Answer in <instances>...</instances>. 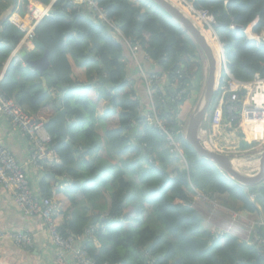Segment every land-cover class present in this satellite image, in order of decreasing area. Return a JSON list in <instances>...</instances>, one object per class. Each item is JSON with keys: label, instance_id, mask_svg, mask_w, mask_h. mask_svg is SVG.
I'll return each instance as SVG.
<instances>
[{"label": "trees", "instance_id": "trees-1", "mask_svg": "<svg viewBox=\"0 0 264 264\" xmlns=\"http://www.w3.org/2000/svg\"><path fill=\"white\" fill-rule=\"evenodd\" d=\"M28 1L0 0V13L10 4L15 5L13 12L23 8V13ZM39 1L48 4L51 0ZM96 1L124 37L138 43L159 65L155 70L168 84L159 89L160 96L167 97L181 73L189 96L178 104L161 106V117L179 143L182 157L170 151L164 136L145 116L143 111L151 110L142 104L132 79L126 76L123 42L96 15L69 0H55L51 14L36 26L35 39L49 51V68L57 76L55 81L42 74L48 80L46 91L40 74L22 67L18 52L11 57L24 33L7 19L0 30V70L6 63L0 93L17 101L35 119L46 121L52 137L47 146L60 159L49 168V176L61 177L58 181L65 190L54 218L60 233L77 235L101 224L94 240L82 244L95 264H264V255L237 237L218 238L202 231L192 204L198 190L211 198L227 196L233 210L254 212L257 208L249 197L255 188L199 157L182 135L184 118H173L175 110L187 115L200 92L204 72L198 46L150 0ZM187 1L214 16L216 34L234 77L250 80L258 73L264 78V46L245 32L252 23L253 32L264 31V0ZM34 48L37 51L27 50L30 59L43 53ZM74 68L82 71L83 80H73ZM140 85L146 92L142 79ZM57 86L63 87L59 93ZM62 108L66 138L53 119ZM209 117L203 133L210 128ZM260 193L263 197L256 193V198L264 200V181ZM45 194L50 196L49 191Z\"/></svg>", "mask_w": 264, "mask_h": 264}, {"label": "built area", "instance_id": "built-area-1", "mask_svg": "<svg viewBox=\"0 0 264 264\" xmlns=\"http://www.w3.org/2000/svg\"><path fill=\"white\" fill-rule=\"evenodd\" d=\"M75 6H84L92 12L98 19L106 23L113 29L118 36L129 47L131 54L137 59V53H143V59L151 61V58L141 50L138 43L125 38L119 28L107 18L106 11L96 0H69ZM183 7L189 17L195 21L203 30L208 32L220 46V59L223 62V68L218 86L215 104L210 113V127H219L228 125V127L238 126L242 130H249L254 139L262 140L264 131V78L255 73L250 80H239L234 77L227 66V60L224 54V44L219 40L215 28L217 21L214 16L203 8H194L187 0H174ZM50 6L43 11L30 9L32 22L29 26L21 22L13 21L21 31L24 32L22 43L33 46L35 39V28L39 21L50 13ZM232 28L233 25H230ZM264 46V41H259ZM6 63L0 70V81L3 78ZM140 76L145 83V88L149 97L151 112L147 114V119L153 123L166 140L170 151L181 155L179 143L175 140L169 127L163 121L162 108L165 103L178 104L182 99L189 96V88L181 83V73L178 72L174 80V91L166 98L159 95V75L157 72H145L140 67ZM157 102L160 105H157ZM6 118L13 127L18 129L28 139V158L26 163L37 170L44 168L43 160L48 154H53L52 161L59 162V158L48 148L51 142V135L45 127L44 119H35L28 114L23 107L12 98H7L0 93V119ZM174 119L181 118V112L175 110ZM259 125V127L257 126ZM185 123L180 124L184 128ZM259 134V135H258ZM258 135V136H257ZM262 138V139H261ZM209 138L202 135V142L211 147ZM264 141V139L262 140ZM213 146V145H212ZM51 160V158H50ZM0 188L11 192L15 206L24 215L29 217H40L45 224L44 228L50 243L55 247V264H95L91 259L85 247L82 245L86 239L94 240V232L102 228L101 224L86 227L77 235H63L60 233L54 218L57 215L59 203L49 196H35L31 191V183L26 174V164L19 162L0 142ZM255 197L254 193L250 194ZM230 223L228 228H234L236 225H245L244 243L253 246L259 254L264 255V221H247L245 217L237 212H230ZM246 222V223H245ZM228 229L215 231L216 237H221L227 233ZM10 242L20 249H28L34 243L33 235L29 232L20 231H1L0 243Z\"/></svg>", "mask_w": 264, "mask_h": 264}, {"label": "crops", "instance_id": "crops-1", "mask_svg": "<svg viewBox=\"0 0 264 264\" xmlns=\"http://www.w3.org/2000/svg\"><path fill=\"white\" fill-rule=\"evenodd\" d=\"M51 3V2H50ZM44 4L39 0H29L27 4V10L23 13L21 11L13 12L11 17L9 18L10 22L14 25L13 21H18L23 23L26 26H29L32 22V16L30 15V9H36L37 11H43L48 8L50 5ZM51 8V6H50ZM112 30V29H111ZM113 31V30H112ZM248 38H254L253 36H259L260 41H264V31H260L258 33L253 32L249 28L245 31ZM113 33H115L113 31ZM116 34V33H115ZM117 35V34H116ZM121 39V38H120ZM122 40V39H121ZM21 42V41H20ZM15 47L13 52L11 53V57L21 50L28 51H37L33 46L25 45L22 42ZM123 42V52L124 58L123 62L126 68V76L129 79H132L135 89L137 90V94L143 99L144 105H149V97L145 89L140 85V67L143 68L145 72H151L153 68L151 65H154L157 68L159 65L154 64L152 61L148 62L143 59V53L139 51L137 53V59L133 57L129 47L126 43ZM21 46L24 49H21ZM27 66L24 62L22 63V67ZM28 67V66H27ZM75 67V66H74ZM31 69V68H30ZM50 76V75H48ZM45 79V86L43 85L42 79ZM52 79L53 77L50 76ZM83 73L81 70L73 69L72 78L73 80L77 79L79 81L83 80ZM41 85L44 89L46 88V78L40 75ZM54 80V79H53ZM162 86H168L167 81L163 78L161 79ZM47 89V88H46ZM52 90V89H51ZM44 91V90H43ZM46 91V90H45ZM186 115L181 113V117L184 118ZM261 125V124H257ZM228 127V125H227ZM216 127H214L215 129ZM263 131V129L261 130ZM209 139L212 140L211 137L208 136ZM0 142L7 148V150L21 163L26 164V174L31 183V191L35 196H46V192L49 191L50 196L57 200L59 204L64 202L63 192L64 187L63 184L58 180H62L61 177L58 180H53L49 176V168L54 161H52L53 154H48L43 160L44 168L42 170H37L32 166H29L26 161L28 158V139L23 133H21L18 129L13 127L11 123L6 119H0ZM223 149V148H222ZM221 150V149H220ZM223 151V150H222ZM51 158V160H50ZM78 180H76L77 182ZM73 182V181H72ZM61 190L62 194L57 192ZM208 195H199L197 192V196L193 200L192 204L196 208L199 216L201 218V230L208 231L213 233L216 230L228 229L229 233L235 237H237L240 241L243 242L245 230L242 225L238 224L234 228H228V224L230 223V216L221 213L217 209H214L213 205H218L220 208H224L229 205L228 197L225 195H219L216 201L215 199L208 198ZM252 201L256 204V211L248 212L245 210H241L242 216L252 219L254 221H264V200L257 199L256 197L251 198ZM258 214V215H257ZM45 224L41 220L40 217H29L24 215L21 211L17 209L14 204L11 192L0 188V230L1 231H22L29 232L33 235L34 243L32 247L28 249H20L15 247L10 242H1L0 243V264H55V247L47 237V232L44 228ZM96 246L99 244L95 241Z\"/></svg>", "mask_w": 264, "mask_h": 264}, {"label": "water", "instance_id": "water-1", "mask_svg": "<svg viewBox=\"0 0 264 264\" xmlns=\"http://www.w3.org/2000/svg\"><path fill=\"white\" fill-rule=\"evenodd\" d=\"M150 1L160 7L191 37V39L198 46L200 54H202V56L204 57L207 65L206 78L183 130L184 140L194 149L195 153L199 157L209 160L216 167L231 176L235 181L255 188V191L258 193V195L260 197H263L260 191L262 189V182L264 181V147L260 151H257L255 153L235 156L209 147L202 142L203 125L207 119L208 110L212 105L218 81L222 73V68L224 67L223 62H221L220 55H217L218 59L216 61V58L209 43L207 42L203 30L195 21H193L189 17V15L180 5L173 3L171 0ZM14 8L15 5L10 4L1 11L0 30H2L3 22L10 17L12 12L14 11ZM34 45L43 50V53L40 57L36 59H30L28 53L25 50H21L18 52L19 57L32 70L37 71L40 75L46 72L56 81V73L53 69L49 68V51L47 49H44V45L38 39L34 40ZM153 63L156 64L154 61ZM151 68L154 69V65H151ZM41 79L43 85L45 86V79L43 77H41ZM62 89L63 87L57 86L56 92L59 93ZM43 90L45 91L46 88L44 87ZM171 91H173V86H171ZM56 105H60L59 100H57ZM53 119L57 122L58 129L62 138H66L65 109H59ZM67 143L71 148H73V145L68 140ZM254 159L258 160V166L254 171H248L242 167L241 164L248 160ZM73 182H76V180H74Z\"/></svg>", "mask_w": 264, "mask_h": 264}, {"label": "rangeland", "instance_id": "rangeland-1", "mask_svg": "<svg viewBox=\"0 0 264 264\" xmlns=\"http://www.w3.org/2000/svg\"><path fill=\"white\" fill-rule=\"evenodd\" d=\"M252 26H253V23L250 24L246 28V30L248 28L250 30H252L253 29ZM253 37L254 38L251 37L249 39H252V40L256 41L257 43L260 41L259 36H255L254 35ZM201 56H202V54H201ZM202 59H203L202 69H203V72H204V77H203V80H202V85H203L204 80L206 78V74H207V65H206V62H205V59H204L203 56H202ZM222 74H223V72H222ZM201 88H202V86H201ZM201 88H200V90H201ZM199 93L196 95V98L198 97ZM212 107L213 106H211L209 108L208 114L211 113ZM225 134H226V139L223 136ZM208 136L212 138V140L209 139L210 140L209 142H211V144L213 145V146L211 145V147L217 148L219 150L221 149L220 151L223 150L222 152L227 153V154H231V155H235V156H242V155L249 154V153H255V152L259 151V149L262 148V146L264 144V141H262L264 138L263 139L261 138L262 140L254 139L252 137V135L250 134L249 130H245L244 131V130L240 129L238 126L227 127L226 125L224 126V124H223V125H220L218 128L216 127L215 129H214V127L213 128L210 127V128L207 129L206 134H205L206 138H208ZM250 161L251 160H248V161L243 163L242 167L245 170L250 171V168H248L249 167L248 164H249ZM197 192H199L200 196H202V195L206 196V194L204 192H201V191H198V190H197ZM218 197H219V195L215 194V195H213L212 198L211 197H208V198H210L212 200L215 199L217 201ZM212 207L214 209H217L221 213H224V214L228 215V216L230 215V212H237L240 215H243L242 212H240L241 210H233V207H231V206L230 207L225 206L223 209L220 208L218 205H216V206L213 205ZM245 219H246V222L249 221V220L250 221H254L252 219L247 218L246 215H245ZM242 227L246 231V227H245L244 224L242 225Z\"/></svg>", "mask_w": 264, "mask_h": 264}, {"label": "clouds", "instance_id": "clouds-1", "mask_svg": "<svg viewBox=\"0 0 264 264\" xmlns=\"http://www.w3.org/2000/svg\"><path fill=\"white\" fill-rule=\"evenodd\" d=\"M54 1H55V0H51V1H50L51 3H50L49 6H52V4L54 3ZM69 2H70V1H69ZM77 7H84V6H77ZM85 8H86V7H85ZM49 9H50V13H49V15H50V14H51V8H49ZM86 9H87V8H86ZM87 10H88V9H87ZM12 13H13V12H12ZM11 15H12V14H11ZM11 15H10V17H11ZM49 15H48V16H49ZM10 17H9V18H10ZM9 18H8V20H10ZM108 19H109V18H108ZM41 20H42V19H41ZM41 20H40V21H41ZM40 21H39V22H40ZM38 24H39V23H38ZM38 24H37V25H38ZM37 25H36V26H37ZM15 26H16V25H15ZM16 27H17V26H16ZM112 30H113V29H112ZM119 30H120V29H119ZM113 31H114V30H113ZM245 31H246V30H245ZM22 32H23V31H22ZM114 32H115V31H114ZM23 33H24V32H23ZM115 33H116V32H115ZM116 34H117V33H116ZM122 35H123V34H122ZM23 36H24V35H23ZM117 36H118V35H117ZM123 36H124V35H123ZM118 37H120V36H118ZM120 38H121V37H120ZM22 39H23V37H22ZM22 39H21V42H22ZM121 39H122V38H121ZM34 40H35V39H34ZM21 42H20V43H21ZM258 44H259V42H258ZM33 45H34V41H33ZM34 46H35V45H34ZM262 46H263V45H262ZM142 51H143V50H142ZM151 61L153 62L152 59H151ZM151 61H150V62H151ZM154 62H155V61H154ZM155 63H156V62H155ZM4 64H5V63H4ZM3 67H4V66H3ZM5 67H6V66H5ZM4 71H5V70H4ZM151 72H156L155 67H154V69L151 70ZM221 75H222V73H221ZM220 77H221V76H220ZM141 79H142V78H141ZM142 80H143V79H142ZM218 82H219V81H218ZM160 83H161V80H160V78H159V84H160ZM144 84H145V83H144ZM171 86H173V91H174V81H173V83L171 84ZM171 86H170V90H171ZM217 86H218V85H217ZM159 87H160V91H161V90L163 89V86L160 84ZM173 91H170V92L168 93L167 97H168ZM216 91H217V89H216ZM146 92H147V91H146ZM215 94L217 95V92H215ZM215 94H214V95H215ZM163 95L165 96V93H163ZM164 98H165V97H164ZM215 98H216V97H215ZM196 99H197V98H196ZM213 99H214V98H213ZM195 101H196V100H195ZM168 104H171V103H168V102H167V103H165L164 105L167 106ZM194 104H195V102H194ZM212 104H213V102H212ZM214 104H215V102H214ZM164 105H163V106H164ZM171 105H174V104H171ZM148 106H149V108H150V105H148ZM193 106H194V105H193ZM211 106H214V105H211ZM192 108H193V107H192ZM192 108H191V110H192ZM212 108H213V107H212ZM140 110H141V108H139V111H140ZM191 110H190V112H191ZM211 111H212V110H211ZM143 112L145 113V116L147 117V113H148V112H147L146 110L143 111ZM190 112L184 117V121L182 122L183 124H184V123L186 124ZM148 114H149V113H148ZM173 116H174V115H173ZM208 116H209V114H208ZM208 116H207V118H208ZM178 119H179V118H178ZM206 120H207V119H206ZM150 122H151V121H150ZM151 123H152V122H151ZM182 123H180V124H182ZM152 124H153V123H152ZM224 126H225V125H224ZM226 126H227V125H226ZM232 127H233V126H232ZM184 128H185V125H184ZM184 128H183V130H184ZM181 129H182V128H181ZM183 130H182V135H183ZM202 133H203V132H202ZM205 134H206V133H205ZM263 147H264V144H263L262 148H263ZM212 148H213V147H212ZM262 148H261V149H262ZM215 149H217V148H215ZM261 149H260V150H261ZM217 150H219V149H217ZM260 150H259V151H260ZM219 151H220V150H219ZM54 155H55V153H54ZM55 156H56V155H55ZM180 156L182 157V154H181ZM57 157H58V156H57ZM59 163H60V159H59V162H57V163L54 162V164H59ZM72 181H74V180H72ZM251 193H254V194H255V197H256V193H257V192L252 191ZM251 193H250V194H251ZM250 194H249V197H250ZM49 197H51V196H49ZM98 224H99V223H98ZM216 231H217V230H216ZM214 232H215V231H214ZM214 232H213L212 234L215 236V233H214ZM226 234H230V233L227 232V233H225L224 235H226ZM224 235H222L221 237H223ZM215 237H216V236H215ZM218 238H220V237H218Z\"/></svg>", "mask_w": 264, "mask_h": 264}, {"label": "bare ground", "instance_id": "bare-ground-1", "mask_svg": "<svg viewBox=\"0 0 264 264\" xmlns=\"http://www.w3.org/2000/svg\"><path fill=\"white\" fill-rule=\"evenodd\" d=\"M173 3L177 4L176 1L174 0H171ZM178 5V4H177ZM183 8V7H182ZM184 9V8H183ZM185 10V9H184ZM185 12L187 13V11L185 10ZM206 39H207V42L209 43L212 51H213V54L216 58V61L218 59V54L220 53V46H219V43L217 42V39L214 38L212 35H210L208 32H205L204 33ZM218 128V127H217ZM222 131V130H221ZM224 138L226 139V134L223 135ZM225 141V140H224ZM243 165V164H241ZM248 168H250V171H254L256 169V167L258 166V160L257 159H254V160H251L248 164ZM258 215V214H257Z\"/></svg>", "mask_w": 264, "mask_h": 264}]
</instances>
